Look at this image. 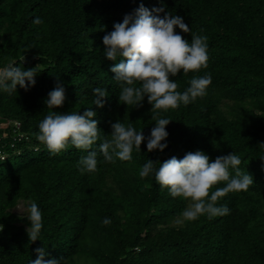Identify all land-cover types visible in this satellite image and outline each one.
I'll return each mask as SVG.
<instances>
[{
  "label": "trees",
  "instance_id": "1",
  "mask_svg": "<svg viewBox=\"0 0 264 264\" xmlns=\"http://www.w3.org/2000/svg\"><path fill=\"white\" fill-rule=\"evenodd\" d=\"M163 2L189 26V33L176 29L183 38L201 30L208 37L207 67L171 77L177 91L205 72L211 83L203 96L163 113L171 119L163 152H148L142 142L131 160L108 163L93 145L97 170L81 173L77 162L86 151L68 145L53 155L36 139L49 111L47 94L63 84L64 104L53 111L82 114L91 107L101 134L110 135L111 123L120 120L148 136L152 106L147 97L137 107L119 101L111 72L117 61L104 57L102 38L140 3L151 10L160 0H0V64L37 67L35 86L0 93V116L17 119L25 132L12 137L10 127L6 157L0 156V264H28L37 248L60 264H264V0ZM36 16L42 24L32 23ZM94 87L108 90L102 108L92 105ZM196 150L210 161L236 153L253 183L218 199L229 214L176 226L188 201L138 171L148 159L164 162ZM10 154L20 162L7 164ZM20 199L42 211L36 241L27 235L30 222L12 209Z\"/></svg>",
  "mask_w": 264,
  "mask_h": 264
},
{
  "label": "clouds",
  "instance_id": "2",
  "mask_svg": "<svg viewBox=\"0 0 264 264\" xmlns=\"http://www.w3.org/2000/svg\"><path fill=\"white\" fill-rule=\"evenodd\" d=\"M32 23L40 25L43 20L36 16ZM177 28L183 33L190 32L183 17L167 11L163 0H160L159 6L154 5L151 10L140 3L133 13L125 14L122 22L114 23L113 30L102 38L104 57L117 61L111 72L120 88L119 101L137 107L147 97L152 106L155 126L148 136L131 123L125 124L120 120L111 123L110 135L101 134L98 121L94 119L96 113L91 107L85 108L82 114L79 111H53L65 101V87L58 82L44 101L49 111L38 123L36 139L53 155L68 145L86 151L87 155L81 156L77 162L81 173L97 170V151L91 150L93 145L108 163H115L117 159L131 160L133 149L140 151L142 142H146L148 152H163L168 147L166 126L171 122L163 113L203 96L211 83V74L205 72L193 75L188 86L177 91L178 84L171 77L181 71L184 75L190 71L198 72L207 67L208 60V37L202 34V30L200 33L191 32L189 41L176 31ZM36 69H25L22 64L12 61L0 64V93L11 95L17 86L25 90L35 86ZM91 91L94 97L92 105L104 107L108 90L94 87ZM240 164L241 159L236 153L217 156L210 161L206 153L196 150L185 153L182 158L172 156L164 162L148 159L140 167L138 176L153 177L162 189L167 188L171 197H183L188 201V206L173 221L176 226H182L201 215L211 219L230 213L227 204H218V199L230 192L247 190L253 183L252 176L242 170ZM221 182L223 186L209 194V189ZM24 217L30 222L26 229L29 239H40L42 211L36 202L27 204ZM102 223L109 224L110 218L105 217ZM36 253L37 258L28 264H60L61 260L56 258L45 259L43 248H37Z\"/></svg>",
  "mask_w": 264,
  "mask_h": 264
},
{
  "label": "built area",
  "instance_id": "3",
  "mask_svg": "<svg viewBox=\"0 0 264 264\" xmlns=\"http://www.w3.org/2000/svg\"><path fill=\"white\" fill-rule=\"evenodd\" d=\"M0 127L3 128L2 131L0 130V156L5 159L6 152L2 149L6 144H8V136L10 135L8 130L11 127L12 137H22L24 136L25 132H21L20 129V121L17 119H11L8 117H1L0 116ZM13 134V135H12ZM12 147L15 146L14 143L11 144ZM3 230V225L0 223V232Z\"/></svg>",
  "mask_w": 264,
  "mask_h": 264
},
{
  "label": "rangeland",
  "instance_id": "4",
  "mask_svg": "<svg viewBox=\"0 0 264 264\" xmlns=\"http://www.w3.org/2000/svg\"><path fill=\"white\" fill-rule=\"evenodd\" d=\"M20 160H21L20 157H15L12 154H10L7 160V164L14 166L16 163H19ZM27 204H28V201L24 199H20L18 203L16 204V206H14L12 209L18 215L25 216V209H26Z\"/></svg>",
  "mask_w": 264,
  "mask_h": 264
}]
</instances>
